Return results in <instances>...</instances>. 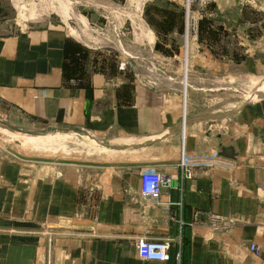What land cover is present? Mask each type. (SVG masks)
I'll list each match as a JSON object with an SVG mask.
<instances>
[{
  "label": "crops",
  "instance_id": "crops-1",
  "mask_svg": "<svg viewBox=\"0 0 264 264\" xmlns=\"http://www.w3.org/2000/svg\"><path fill=\"white\" fill-rule=\"evenodd\" d=\"M93 1L94 10L80 11L83 23L110 29L119 18L131 22L137 3L149 32L141 44L152 54L148 59L184 57L186 42L175 39L185 28V0H163L179 15L173 26L151 15H160V0ZM118 11L126 15L112 16ZM262 11L252 5L238 14L245 29L263 30L246 40L250 48L202 38L190 51L193 61L204 63L206 74L214 64L233 62L258 72L264 67L256 56L264 53ZM209 20L212 32L217 28ZM75 31L62 21L0 32V120L82 130L131 158L48 173L0 159V264H264V97L201 114L183 92L144 81L155 73L124 69L109 50L83 42ZM223 147H233L236 157L220 156ZM183 153L206 154L209 161L188 178L179 165ZM151 165L174 181L158 201L147 202L141 173ZM209 213L248 223L213 230ZM141 238L171 240V259L142 260ZM252 242L259 255L249 249Z\"/></svg>",
  "mask_w": 264,
  "mask_h": 264
},
{
  "label": "rangeland",
  "instance_id": "rangeland-1",
  "mask_svg": "<svg viewBox=\"0 0 264 264\" xmlns=\"http://www.w3.org/2000/svg\"><path fill=\"white\" fill-rule=\"evenodd\" d=\"M159 3L162 5L160 15L154 11L151 13L152 17L158 22L162 21V24L170 23V26L175 24V20L178 23V13L176 16L173 15L175 7L171 5L169 8V4L163 0ZM94 4L93 0H0V32L17 33L32 27L45 26L49 23L61 24L65 21L69 28L76 30V36L80 40L92 46H103L110 51L112 60L119 61V65L124 64V69L155 73L153 77L145 80L141 75H137L139 79L157 82L164 88L170 85L169 89L183 92L186 100L190 104L193 103L201 114H222L243 102L262 97L257 91L264 86V67L254 74H249L240 63H225L229 65L228 67L217 63L211 68L212 71L206 74L207 69L202 67L204 63L193 61L195 57L190 55V51L193 44L202 38H210L215 42L232 39L235 43H244L246 49L250 48L246 40L254 39L253 34L260 36L259 33H263V30L259 27L255 30L254 26H247L245 29L240 23L241 14H238L240 10L252 5L263 8L259 26L264 27V0H210L205 13L199 14L195 28L187 27L188 16L184 5L185 28L175 39L177 42H186L181 61L162 59L156 61L152 57L148 59L152 54H149L148 48L144 53L141 44L147 42L149 32L142 9L137 3L134 15L130 17L131 22L119 18L115 27L111 25L110 29H100L81 21L80 11L94 10L96 8ZM129 6L132 7V4ZM194 9V12H200L198 5H195ZM166 12L169 14H165ZM116 13H118L116 16L126 15L125 12L118 11L112 13V16ZM211 13L212 15H208ZM112 16L109 15L110 18ZM207 18L214 20L213 26L217 29L212 32L207 30L210 29V26H207L210 20ZM223 50L224 46L218 49L219 52ZM27 130H44L48 134L34 136L26 133ZM26 137H29V140ZM23 139H27V142ZM108 141L82 130L20 123L16 119L0 120V159H16L27 166L38 168L40 172L48 173L49 169L54 172L58 168L70 166L107 164L112 160L131 158L128 157L130 155L128 152L122 153L121 156L120 152L110 150Z\"/></svg>",
  "mask_w": 264,
  "mask_h": 264
},
{
  "label": "built area",
  "instance_id": "built-area-1",
  "mask_svg": "<svg viewBox=\"0 0 264 264\" xmlns=\"http://www.w3.org/2000/svg\"><path fill=\"white\" fill-rule=\"evenodd\" d=\"M210 0H186V13H187V27L195 28L198 24L199 14L205 13ZM198 5L200 12H194V6ZM197 14V15H195ZM124 68V64H122ZM142 83L143 80L139 79ZM208 156L205 155H187L183 153L179 162L180 167L183 169L188 178H193L196 174L197 167L201 163L208 162ZM174 181L173 177L166 174L163 169L156 165H151L144 169L141 173V197L147 202L158 201L164 186L171 184ZM202 214L199 211L194 213L195 222H199ZM207 225L213 230H222L228 227L247 224L248 221L243 217L238 216H222L214 213L207 214ZM172 242L169 239H151L141 238L137 243V251L139 257L144 261H159L168 262L171 259ZM249 249L259 255L261 252L258 244L252 242L248 245Z\"/></svg>",
  "mask_w": 264,
  "mask_h": 264
},
{
  "label": "water",
  "instance_id": "water-1",
  "mask_svg": "<svg viewBox=\"0 0 264 264\" xmlns=\"http://www.w3.org/2000/svg\"><path fill=\"white\" fill-rule=\"evenodd\" d=\"M256 56L258 58H263L264 59V53H257ZM262 97H264V94H260ZM26 133L34 135V136H46L48 134L47 131L44 130H27ZM220 156L225 157V158H230L234 159L236 157V152L233 147H223L220 152Z\"/></svg>",
  "mask_w": 264,
  "mask_h": 264
},
{
  "label": "bare ground",
  "instance_id": "bare-ground-1",
  "mask_svg": "<svg viewBox=\"0 0 264 264\" xmlns=\"http://www.w3.org/2000/svg\"><path fill=\"white\" fill-rule=\"evenodd\" d=\"M85 18V17H84ZM257 85V84H256ZM264 86H262V88H260V89H258V93L259 94H264V88H263ZM23 137V136H22ZM25 137V136H24ZM26 138H28V140H29V137H26ZM23 140H25L26 142H27V139H23ZM93 141V140H92ZM33 142V141H32ZM118 143H123V144H132V141H127V140H121V141H117ZM117 143V144H118ZM35 144V143H34Z\"/></svg>",
  "mask_w": 264,
  "mask_h": 264
}]
</instances>
